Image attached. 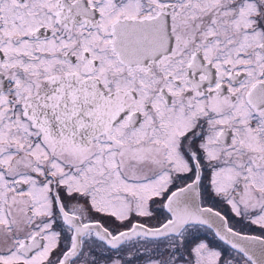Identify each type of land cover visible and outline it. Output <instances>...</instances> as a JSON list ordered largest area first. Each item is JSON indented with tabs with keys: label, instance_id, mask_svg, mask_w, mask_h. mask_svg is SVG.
Instances as JSON below:
<instances>
[{
	"label": "snow or ice",
	"instance_id": "6c2138e0",
	"mask_svg": "<svg viewBox=\"0 0 264 264\" xmlns=\"http://www.w3.org/2000/svg\"><path fill=\"white\" fill-rule=\"evenodd\" d=\"M144 254L264 264V0H0V264Z\"/></svg>",
	"mask_w": 264,
	"mask_h": 264
},
{
	"label": "flooded vegetation",
	"instance_id": "af4514ba",
	"mask_svg": "<svg viewBox=\"0 0 264 264\" xmlns=\"http://www.w3.org/2000/svg\"><path fill=\"white\" fill-rule=\"evenodd\" d=\"M209 206L215 207L217 210L222 211L223 213L227 214L229 217H232V214L230 212L229 206L224 204L222 201L219 200V198H212L206 202ZM155 207V206H154ZM159 213V216H157L156 220H161V215L163 214V210H157ZM138 219V218H134ZM236 219L233 217V222L235 223ZM153 221L151 220L149 223L151 224ZM154 225V224H153ZM157 225V223H156ZM109 226V225H106ZM236 227L241 229L244 232L251 233V234H259V229L255 226H249L246 223L245 224H236ZM202 236H206L209 241H211L213 244L216 242L213 241L212 235L210 233H203ZM141 252H143V249H141ZM148 261V255L144 254L142 257L136 258L134 260V264H147Z\"/></svg>",
	"mask_w": 264,
	"mask_h": 264
},
{
	"label": "rangeland",
	"instance_id": "374dc122",
	"mask_svg": "<svg viewBox=\"0 0 264 264\" xmlns=\"http://www.w3.org/2000/svg\"><path fill=\"white\" fill-rule=\"evenodd\" d=\"M157 216H159L158 211H157V215H156V216H154V217H152V218L149 219V220H152V221H153V222L151 223V225H152V224H156V223H158V222L160 221V219H159V220H156ZM149 220H147V221H149ZM122 227H123V226H122Z\"/></svg>",
	"mask_w": 264,
	"mask_h": 264
}]
</instances>
